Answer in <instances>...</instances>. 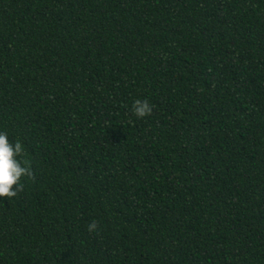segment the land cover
I'll return each mask as SVG.
<instances>
[{"label":"trees","instance_id":"trees-1","mask_svg":"<svg viewBox=\"0 0 264 264\" xmlns=\"http://www.w3.org/2000/svg\"><path fill=\"white\" fill-rule=\"evenodd\" d=\"M0 131V264H264V0H0Z\"/></svg>","mask_w":264,"mask_h":264},{"label":"clouds","instance_id":"clouds-1","mask_svg":"<svg viewBox=\"0 0 264 264\" xmlns=\"http://www.w3.org/2000/svg\"><path fill=\"white\" fill-rule=\"evenodd\" d=\"M152 106L147 100L137 99L133 102L132 113L137 119L149 116ZM23 145L17 141H11L9 134L0 131V198L16 197L22 188V180L32 175L27 161L22 160ZM97 227L93 221L88 225V230L93 231Z\"/></svg>","mask_w":264,"mask_h":264}]
</instances>
